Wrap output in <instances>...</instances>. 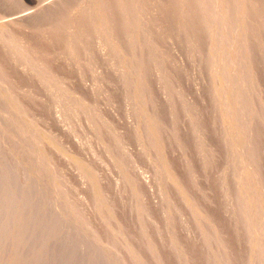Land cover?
<instances>
[{
  "label": "rangeland",
  "instance_id": "1",
  "mask_svg": "<svg viewBox=\"0 0 264 264\" xmlns=\"http://www.w3.org/2000/svg\"><path fill=\"white\" fill-rule=\"evenodd\" d=\"M63 1H64V3H63ZM80 1L83 3L86 0H59V1H57V0H0V15H1L0 16V24L2 23V21L5 22V20L8 18L9 14L19 15V14H23L24 12L25 13L26 12H33V14H35V17L37 18V16H38V18L36 19L34 17V18L30 19L29 21L27 20L25 22V25L26 24L28 26L32 25L31 26L32 28L35 26V30H33L34 29L33 28V29H31V31L29 33L30 34L29 40L33 43V41H35L34 38H37L36 36L38 34H40L39 31L43 32L44 28L48 27L51 24V22L57 21V19L59 18L58 17L59 13H61V10H62V14L63 13L66 14L67 10L71 11V9H69V5L71 3H76V2L80 3ZM200 1H201V5H200L201 9H203L202 10L203 16H202V14H201V16H202V18L204 17V19L201 20L202 18L200 16V17L196 18L197 20H195V23L190 24L188 22V24L191 25V27H194L195 29L193 31L190 30L188 33L187 32H182V33L180 32V35L175 40L177 42L179 41L178 42L179 45L176 42V45H173L171 48L169 45V41L165 42V40L167 38L166 36H168V33L166 34V32L161 30L157 34V38H158L157 40L158 41L153 39L154 37H152V32H150V30L153 28L151 20H150L151 18H149V17H148L149 19L144 18V20L141 21L143 16L140 17L141 16L140 12L137 11V9L133 13L134 17H132V19H130L129 21H124V22H123V20L118 18L116 15L115 16L106 15L105 17H103L102 21L99 23V25H100V27H98L99 32H97L94 39L92 38V35H91V37L89 36L91 39L87 38L88 34L84 35V40H86V42H82V44H80V48L78 47L79 52L85 48V45L86 46L92 45V43L94 42V40L96 39L97 36H99V37H97V39L98 40L100 39L99 41L104 43L106 48L109 47L108 44L111 47V48H109V49H111L109 54L112 55L113 58H115V59H113V62L115 65L114 66L115 71L111 75L115 78L113 79V77H110L111 75L107 76V78L103 77L104 79L100 75H97L98 76L97 78H99V77L101 78V79L99 78L100 82L103 79L100 86L106 85L105 87L108 88L107 89L108 91H106V94H104V95H107V97L112 98L110 96V94H112V96H114L116 94L115 98L117 97L121 100V106H122L121 108H123V109H122V115H121L119 121L121 123H125L128 121L130 124L129 128L131 129L130 130L128 128L127 131L123 130L124 135H121L122 134L121 132L117 133V135L115 137H111L112 136L111 133H110L111 136L108 134L103 135L101 133L103 126H107L106 123H104L103 121H105L109 115L106 113H103L101 110L103 116L105 117V120H100V121L96 122V124L92 123L93 115L91 113H90V115H88L89 114L88 111H91V109H88L89 105H87L85 107H82L80 105L81 104V97H80L81 95L73 92L72 89L70 92H67L66 90L63 91L64 89L60 85H63L64 83H59V80L56 81L57 77H55L53 75V76H51L50 80L48 78L45 79V92L48 95V97L45 101L49 102L50 109L51 110L53 109V111H54L55 110L54 108L56 106H58L59 104H61V105L63 104L62 108L65 111L67 109V113H69L68 116H70L71 113H72L71 115L74 116V115H76V113L81 111L80 116L82 117L81 124H80L81 127L78 126L76 129H75V124L69 122V124H68L69 126L65 130L66 133H64L62 135L63 137L61 136V138L63 140V141L61 140L62 141L61 145H57L56 140H57L58 131L55 132L57 130V128H55L54 126L52 128L53 124H51L49 127V124H48V122L50 123L49 115L51 113H49V115L46 114L48 116H45V118H44V116H43L44 114L41 112V116L43 117V120L42 119L41 120L44 123L48 124L46 128L41 129L42 127L39 123L33 121V119L31 117L25 115L24 111H20L21 108L18 107V104L16 101L17 97L20 96V93L23 92L22 90L23 89L25 90V88H26V86H24V88L22 86L25 84L26 81L20 77L18 78L19 74L17 71H19V69L22 67L23 70L21 68L19 73H21V71H23V74H26V75L28 73V77L30 79H28V77H26V78L30 81L34 80L36 78H40L42 76V75H40V73H42V71L40 70L41 63L39 60L42 57L40 56L39 60L34 57L33 59H31V62H30L29 58L31 55L29 56V54H26L27 51H29V50L25 51V53H21V56L23 58L20 57V59L22 58L21 61L18 58V60L20 62L18 61L17 62L18 64H16L17 68H15L16 71L12 77L14 80L11 79L13 82H11V80L8 78L3 77L4 71L2 72L3 69L1 70V68H0V264H17V263L18 264H156L154 262V258L152 257V259H151V257L149 256L148 252L150 250L148 249V251L146 252L149 242H151V243L154 242L153 244L155 246V249L158 250V252L160 254V258H159V260L161 259L160 264H184V263H186V264L187 263L188 264H197V263L198 264H264V259H263L264 258V237H263L264 236V219H263L264 218V214H263L264 213V207H263L264 206V197H263L264 196V179H263L264 178L263 177L264 176V166L261 165V162H262V164H264L263 163L264 162V143H263L264 142L263 141V138H264V133H263L264 132V117H263V113H264V103H263L264 102L263 101L264 100L263 99L264 86H262V85H264V78H261L259 76L257 78L258 81H256V77H254V80L252 81L253 87H252V84H251V86H248L245 82V80L247 78V72H246L247 68L245 66V63L242 62L243 57H244L242 53L244 52L243 48L246 45L245 43H247V41H249V38L252 37L251 34L248 33V29H247V27L249 28L248 24H250L249 22L251 21V19H249L248 17L252 16V13L254 12V10L257 9L258 0H247V1L246 0H200ZM222 1H223V3H222ZM232 1H234V2H232ZM120 2H121V0H120ZM186 2L192 3L193 0H186L185 3ZM217 2H218V4H217ZM245 2H246V5L244 4ZM202 3L205 4L206 6L202 5ZM208 3H209V5H208ZM215 3H216V6H215ZM219 3H220V5H219ZM239 4L245 5L246 9H244V6H242V8H241V5L239 6ZM42 5H44L45 7ZM89 5L91 6L90 3H89ZM112 5L114 7H119V5L117 3L114 4V2ZM222 5H223V8H222ZM231 5L232 6L234 5V8H231L232 7ZM57 6L60 7L61 10ZM93 6H96V5H93ZM209 6H210V9H209ZM218 6L219 7L221 6V8H218ZM226 6H228V7H226ZM237 6H239L240 8ZM55 7L57 10L55 9ZM212 7H214V8H212ZM205 8L207 10H205ZM43 9H45V10H43ZM58 9L60 10V12ZM213 9H216L215 10L216 12ZM220 9H222V10H220ZM228 9L231 12V14L228 11ZM234 9H236L237 11L235 10V12L232 13V11H234ZM54 10H56V11H54ZM204 10H205V12H204ZM209 10L210 11L213 10L214 11L213 14H212V12H210V13L207 12ZM225 10H227V11H225ZM42 11H43L42 15L45 18V21H44V18L42 17V15L40 13ZM177 11H179V13H181V16H183V14H184L183 6L180 5L178 7ZM18 12H20V13L18 14ZM56 12H58V13H56ZM218 12H220V13H218ZM236 12H239L238 14H240V13H243V14H240V17H238V14ZM37 13H38V15H36ZM215 13H217V14H215ZM244 13L247 15V17H244L245 16ZM210 14H212V15H210ZM232 14H235V16ZM186 15H188V14H186ZM242 15H243V17H242ZM206 16L208 17V19ZM209 16L210 17L212 16L211 19L209 18ZM221 16H222V18H221ZM224 17H225V19H224ZM235 17L239 18V20L235 19ZM247 18L249 20H247ZM40 19H42V20H40ZM206 19L208 21L210 20L211 22L209 21L210 22L209 23ZM212 19H214V20H212ZM216 19L217 20L219 19L222 22V24L225 22L223 25H224V28L226 29V32H225L226 34L222 33L223 34L222 35L220 33H217L218 31L216 32V29H214V28H216L218 26V22H219V21H216ZM36 21H38V22H36ZM108 21H109V23H108ZM112 21L113 22L115 21V26H117V27L114 26L113 28H110V27H112V25H111V23H113ZM137 21H140V22H137ZM148 21H149V23H148ZM212 21L213 22L215 21V22L212 23ZM237 21H238V23H236ZM241 21H245V23L248 21L247 22L248 24H243L244 22L242 23ZM199 22H200L201 26L197 25V24H199ZM227 22H228V24H227ZM229 22L232 24L234 22V25H232V26L235 27V24H236V27L234 29L231 28V26H230L231 24L229 25ZM143 23H146V24H143ZM147 23H148V25H147ZM208 23L209 24L212 23L213 25H209ZM40 24H42V26ZM225 24L227 25V27L229 26V28L225 27L226 26ZM120 25H121V27H120ZM134 26H136V27H134ZM211 26H213V28ZM203 27L206 29L205 31H204ZM106 28H108V30H109L108 32L106 31ZM126 28L129 30H126ZM38 29H40V30L38 31ZM110 29H111L113 35H115V33L117 32L115 36L116 37L118 36L119 38L117 37L116 41H114L112 39L113 36H111L112 34L110 33ZM144 29H145V31H144ZM198 29L202 30V33H203V39H202L203 42H201V44L203 46L201 45V47L199 49L196 48L197 46H195L193 43L194 42L193 35H195L198 32ZM246 29H247V32H246ZM147 30H148V32H147ZM114 31H115V33H114ZM129 31H131V32L128 34ZM206 31H207V33H205ZM236 31H239V32H237L238 34L236 33ZM208 32H211V33L208 34ZM240 32L243 33L244 35L241 34ZM32 33L34 35H32ZM145 33H146V35H145ZM183 34L185 36H189V38L185 37ZM160 35H161V37H160ZM223 36L226 37L224 40H223ZM232 36H235V38H233ZM243 36H244V38H243ZM259 36L261 38H259ZM108 37H110V39ZM163 37H164V39H163ZM182 37L186 40H184ZM253 37H254L255 41L259 40V41H257V48H259L258 45L261 46L259 49L255 50V53H258V52L262 53L261 54V60H263L264 59V47H263L264 46V31H261V33L253 35ZM148 38H150L149 43L147 41ZM76 39L78 40V38H76ZM231 39H233V40H231ZM235 39H238L240 41H237ZM246 39H248V40L246 41ZM167 40H168V38H167ZM182 40H184V41L182 42ZM241 40H245L246 42L241 41ZM145 41H147V42H145ZM161 41H162V43H161ZM229 41H233V42H229ZM11 42L12 41L8 42V49L10 50V52L13 53V51H12L13 42L12 43ZM144 42L146 43V45ZM181 42H182V44H181ZM213 42H215V43H213ZM217 42H219L218 45H217ZM5 43H3V45L5 46V49H6L7 43L6 44ZM120 43L124 46H121ZM211 43H213V44H211ZM9 44L12 47L9 46ZM82 45H84V46H82ZM206 45L207 46L209 45L210 47L208 46L209 47L208 48ZM4 46H3V48H4ZM77 46H79V42H77ZM158 46H160V47H158ZM166 46L170 49H168ZM190 47H192L191 50H190ZM24 48H26V47H23V50H24ZM162 48H165V50L167 49L166 52L162 51V50H164ZM218 48H222V49H218ZM197 49H198V52L196 51ZM207 50H208V52L209 51L210 52L208 53ZM188 51L192 52V53L196 51L197 54H200V55L195 54L196 53L195 52L194 54L189 53L187 56ZM10 52H8L7 54L11 55L12 53H10ZM125 52H128V53H125ZM162 52H163V55H162ZM121 53H122V55H121ZM134 53H137L138 55L134 54ZM166 53L168 54V57L166 56ZM153 54H154V56H153ZM156 54H159L160 57H159V55H156ZM201 54L203 57L201 56ZM203 54H205V55H203ZM193 55H196V57H198V58L195 59V57ZM135 56H136L137 60H136ZM213 56L215 58H213ZM25 57L28 60V62L25 59ZM219 57H220V59H219ZM138 58H139V60H138ZM151 58L154 59V62L151 60ZM157 58L160 60H158ZM23 59L26 60L27 63ZM164 59H165V62H164ZM33 60H36V61L38 60V61L33 62ZM126 60H127V62H126ZM150 60L152 62H150ZM257 60H260V56H259V58H257ZM184 61H186V63H184ZM233 62H236V66L234 69H232V66H231V65H233L232 64ZM34 63L35 64L37 63L36 64L37 67ZM148 63H149V65H147ZM165 63H167V64H165ZM216 64H217V66H216ZM239 64H241V65H239ZM139 65L141 66V69H140ZM154 65L155 66L157 65L158 67L154 68L155 67ZM159 67H161V68H159ZM157 69H162L161 72L162 73L164 72L163 77H161L162 76L161 75L159 78L161 80L162 79L168 80L170 86L172 85L171 86L172 91L170 90V93L173 92L174 94H170V96L167 99L164 96L161 97V95H162L161 87L157 88L156 86H154V84H151L154 80L152 78H155V76H153V75H155V72H158ZM4 70L6 72H8L7 69L4 68ZM226 71L231 76L225 78L228 75V73H226ZM244 71L246 73H244ZM30 72L32 73V75ZM182 72H183V74H182ZM16 73H17L18 79H16L14 77L16 75ZM33 73H35V74H33ZM113 74L116 75L118 78H116V76H114ZM122 74L125 75L126 80L124 79L125 82L123 81L124 83H122V86H120V85L118 86L116 79H119V77H121ZM179 75H180V77H179ZM210 75L213 77H211ZM224 75H225V77H224ZM102 76H104V75H102ZM241 76L242 77L244 76L245 79H243ZM210 77H211L212 81L210 80ZM108 78H109V80H108ZM19 79L21 80L20 82H22L24 80L23 83L18 82ZM149 79H151V80L149 81ZM236 79H238V80H236ZM260 79H261V81H259ZM8 80H9V82H8ZM147 80H148V83H147ZM228 80H231L232 83H231V81H228ZM242 80H243V83H242ZM14 81H15V83H14ZM105 81H107L109 83L107 84V82H105ZM234 81H235V83H233ZM115 82H116V86L118 88L113 85V84H115ZM193 82H194V84H193ZM255 82L259 86L257 84H255ZM3 83H5V84H3ZM8 83H11V84L6 85ZM56 83L58 85H56ZM119 83H121V82H119ZM18 85L21 88H17ZM111 85H113V86H111ZM148 85H149V87H148ZM63 86L65 87V85H63ZM145 86H146V89H145ZM186 86H187V88H186ZM155 87L157 89H155ZM232 87H233V89H232ZM260 87H262L261 88L262 90L259 89ZM173 88H174V90H173ZM203 88H205L206 90L204 91ZM248 88H250V89L248 90ZM149 89H150V93L145 94L146 91L149 92ZM153 90H154V92H152ZM238 90H241V91H238ZM257 90L258 91L261 90V91L258 92ZM253 91H256L257 94L255 92H254L255 93L254 94ZM204 92L208 95H206ZM235 92H237V93H235ZM117 93H118V95H117ZM230 93H232V94H230ZM248 93H249V95H248ZM199 94H201L203 96L200 95V97H199ZM235 94H237V96ZM239 94H241V95L239 96ZM261 94H263V95H261ZM104 95H102V96H104ZM174 95H175L176 99H175V97L172 98ZM208 97H209V99H208ZM253 97H254V100L256 102L253 101ZM256 97H257V100L255 99ZM161 98H162V101H161ZM163 98L165 99V101H163ZM178 98H180V100H177ZM182 98H184V100H182ZM185 98L187 101L185 100ZM224 99L227 100L228 102L224 101ZM64 100L68 101V102L66 103V102H64ZM259 100H260V102H259ZM62 101H63V103H61ZM261 101H263V102L261 103ZM180 102H181V105H180ZM190 102H191V104H190ZM64 103H66V104H64ZM239 103H241V104H239ZM259 103H261V105H259ZM171 104H172V106H171ZM249 104L250 105L252 104L250 106V108H249ZM255 104L259 105V106L257 107ZM177 105H179V106L176 107ZM199 105L201 106V108ZM239 106H240L241 110H243L242 109L243 107H244V109L247 108L245 111L246 115L249 111L250 112L248 113V115L249 114L251 115V113H253V114L251 116L249 115V117H247L248 115L245 116L242 113L244 110L243 111L239 110V108H238ZM241 106H242V108H241ZM210 107H211V109H210ZM228 107L230 109H228ZM190 108H192V109H190ZM198 108H200V109H198ZM204 108H206V110ZM208 108L210 109V114H209V111L207 112ZM248 108L250 110H248ZM128 109H130V110H128ZM185 109L186 110L188 109L190 111L192 110L193 112L187 113L188 110L186 111ZM194 109L196 110V112ZM233 109H235V110H233ZM252 109H253V111H255V109H258L259 111L256 110L257 112L255 111L256 113H254L252 111ZM197 110H199L198 112L202 116H197V115H200V114H198ZM218 110H220V111H218ZM247 110H248V112H247ZM53 111H51V112H53ZM68 111H70V112H68ZM183 111H184V113H187V116L184 118H186L187 121H190V123H191L190 126H192L191 129H188L189 131H185L183 128H181L182 124H180V123H181V118L183 116ZM1 112H2V114H1ZM211 112H212V114H211ZM73 113H75V114H73ZM235 113H239V114L236 115ZM188 114H189V116H188ZM194 114L195 115L197 114L196 118H194ZM208 114L211 115L210 119L207 118V116H209ZM94 115H96V114L94 113ZM260 116H262L263 119H259V118H261ZM169 117H170V119H173V120L177 119V121H176L177 125L175 126V128H176V130L182 129L180 131L177 130L180 133V136H182V137L178 136V138L173 140L176 143L172 142L173 143L172 152L175 151V150L173 151V148L177 149V150L174 152L173 156L169 155L170 153H168V155H169L168 159L170 158V161H173V160H175V158H177L175 161L180 162L181 161L180 157L186 158L188 160H190V158L192 157L191 158L192 162H188L189 172L187 171V173H191V174L187 175L186 171L183 170V167H181L179 169L177 166V168H178L176 170L177 173L175 171V175H173L172 170L170 168H169L170 170L168 169V167H170V166L167 165V167H165L166 164L164 163L163 156L161 154L162 148H164V147H165L164 149L167 148L168 149L167 151H169V149H170L169 152H171V148L167 147V143H161L159 139L163 135L162 130H163V127L165 126V121L168 120ZM197 117L200 118L199 120H201V117L202 118L204 117L203 119H207V120L205 121L202 119L201 121H199L197 119ZM240 117H242L241 121H238V119H240ZM257 117H258V119H257ZM244 118L246 119L245 121H244ZM101 119H103V118H101ZM178 119L180 122L178 121ZM47 120H48V122H47ZM208 120H209V122H208ZM85 121H86V123H85ZM160 121H161V123H160ZM198 122H199V124H198ZM204 122H206V123H204ZM210 122H211V124H210ZM256 122H257V124H256ZM87 123H89V124H87ZM238 123H240V124H238ZM252 123L255 125L252 126ZM85 124H86V128L83 129V126H85ZM217 124H218V126H217ZM16 125H18V126H16ZM213 126H215V127H213ZM73 129H75V130L73 131ZM214 129H215V131H214ZM84 130H87V133ZM143 131L145 133V136L143 138L142 144L139 147V149L137 151H135V154H133L132 157L129 159L130 164L125 163L126 160H124V162H123V159H124V154H123L124 150L123 149H125L124 148L125 146H126V148L128 146V145H126V140L128 142V140L130 138L132 140L137 139L139 134ZM181 131L183 132V134H181L182 133ZM185 132L187 135L184 134ZM204 132H206V133H204ZM210 132L214 133V135H209ZM223 132H225V134ZM128 133H130L131 135ZM194 133H195V135H194ZM118 134H120V135H118ZM207 134H208V136H207ZM249 134L252 136V140H251V138H250L251 136ZM108 136H109V138L111 137L113 139V141L115 142L114 146L111 147L112 151H109V149H106V151L103 152L102 147H100L101 149L99 147H94V149H92V151H91L90 157L87 156V158H86V155L84 154L83 150L81 149L84 142L82 141L81 145H79V146L74 145V143L77 144V139H81V137H83V139L88 138V139H90V141L91 140L95 141L98 138L97 140H99L100 142H109L111 140V138L109 139ZM213 136H216L218 138L213 137ZM247 137H248V139L250 138L249 141H248ZM92 138L95 140H93ZM186 138H189V139H186ZM212 138H215V139L213 140ZM258 138H260V139H258ZM238 139H240V140L238 141ZM255 139H258V140L254 141ZM36 141H38V142H36ZM192 141H193V143H192ZM70 143H72V144H70ZM231 143H233V144H231ZM165 144H166V146H165ZM156 145H157V147H156ZM206 145L214 146V147L209 146L213 149V150H211V151H213L212 153H210L211 148L207 147ZM231 145H233V146L231 147ZM194 146H195V148L196 147L201 148V146L207 147V148L206 147L201 148V149H204L203 150L204 155L202 157V160H203V158H205V157L206 158H205V160H203L204 162H201L202 160H199L200 164L198 162H194L195 161L194 157H196L195 154H192L190 157H188V155L180 156L182 153L181 151H183V149L189 148L191 150L192 149L191 147H194ZM254 146H256V148ZM258 147H259V149H257ZM217 148H219V149H217ZM127 149H130L129 146ZM205 149H206V151H205ZM192 150H194V148ZM215 150H217V151L215 152ZM241 152H242V154H241ZM214 153H216V155ZM233 153H235V154H233ZM244 153H245V155H244ZM213 154L215 155V157L213 156ZM99 156L106 157V158H100ZM178 156H180V157H178ZM217 156H218V158H217ZM107 157H108V159H107ZM256 157H257V159H256ZM171 158H173V159H171ZM160 159H162V161ZM93 160H95V162ZM238 160H239V162H238ZM243 160H244V162H243ZM105 161H107V162H105ZM135 161H136V164H135ZM182 161H184V160H182ZM91 163H92V165H91ZM99 163H101V165L103 167ZM186 163L187 162H185V164ZM255 163L256 164L259 163V164L255 165ZM111 164H113V165H111ZM120 164H122V166H120ZM196 164H198V166H196ZM74 165L76 167L79 166V167H77L79 170H81V168H82V170L85 169L87 172V176H88L87 183L85 182L86 187H84L85 186L84 184L81 187L80 183H78L77 187L75 189L73 188L75 191L71 187H75L76 184L74 182H73V184L72 183L70 184L71 181L64 179L65 175H63V174H66V173H64V171L66 172L68 169L72 168V166L74 167ZM128 165L130 166V168L132 170L135 169L133 171V173L129 174V175L127 174L126 169H125V167ZM202 165H203V167H202ZM96 166H97V168H96ZM104 166H106V167H104ZM131 166H134V167H131ZM93 167L95 170H93ZM117 167H118V169H117ZM259 167H261L259 170L260 172L258 171ZM101 168L103 169V175L102 176H104L103 177L104 179L101 176L100 177L102 179V182L103 181L104 182L103 183L100 182L99 185L95 184V187L93 188L95 190L92 192L93 195L90 193L92 196L91 195L89 196V193L87 191H85V190H87V187H90L88 182L91 183V181L95 178V175H96L95 173L97 172V174H99L98 171H102ZM119 168H120V170H119ZM199 168H200V171H199ZM202 168L204 169V171ZM98 169H100V170H98ZM214 169H215V171H214ZM110 170H111V172L113 171L112 173L115 175L109 174ZM115 170H117L116 171L117 173L115 172ZM141 171H142V173H141ZM217 171H218V174H215V173H217ZM225 171H226V173H225ZM136 172H137V174H136ZM202 172H204V173L201 174ZM139 173L143 177H145V178L147 177L146 183L141 184V187H143V184H144V190H142L143 188H141L140 184L137 182V181H139V177H138ZM184 173H185V175H184ZM100 174H101V172H100ZM213 174H214V176H213ZM122 175L125 177H123ZM200 175H201V177L202 176H204V177L201 178ZM228 175L231 178H229ZM148 176H150V177H148ZM222 176H224V177H222ZM121 177L123 179H121ZM182 177H184V178H182ZM186 177H189V179L187 178L188 179L187 180ZM180 178L182 179V181H184L183 179H186L184 182H186L187 184L186 183L184 184V182H182ZM192 178L193 179L197 178V179H195V181L197 183L199 181V183H198L199 185L198 184L196 185V182H194L193 180H190ZM222 178H224V179H222ZM107 179H108V181L110 180L111 182H108ZM147 179H149V181L151 179L152 180H151V182H149ZM121 180L123 181V183ZM124 180H126V181H124ZM220 180L226 181L225 182L226 185H223V188H225L224 190H223L222 186L220 187V189H219V186H216V183ZM147 181H148V184H147ZM156 181H157V183H156ZM237 181H238V183H237ZM105 182L108 184V186L110 188L107 189ZM193 182H194V185H193ZM207 182H208V186H206ZM228 182H230V183H228ZM122 184H124V185H122ZM103 186H105V187H103ZM124 186L127 188H125ZM194 186L195 187L197 186L198 188L197 187L195 188ZM120 188H123L122 191L119 190L117 192L116 190H118ZM135 188L138 190H136ZM139 188H141V189H139ZM253 188H255L256 191H254L255 189H253ZM77 189L79 191H77ZM69 190H71V191L69 192ZM106 190H107V192H109V193L111 192V193L110 194L107 193V195H105ZM220 190H221V192H220ZM206 191H207V193H206ZM211 191H212V193H211ZM86 192L88 195L86 194ZM66 194H68V195H66ZM82 194H83V196L85 195L88 197H86V199H84ZM138 194L139 195L141 194V197H139ZM70 195L74 197L73 200L77 201L78 204L73 203V200L71 199ZM78 195H81V198L78 199L77 197H80ZM116 195L120 196V199H118L117 204H116L115 199H114V196H116ZM153 196L155 198H153ZM220 196H222V197H220ZM100 197H103V198L100 199ZM131 198H132V200H130ZM150 198H151V200H150ZM76 199H78V200H76ZM80 199H84V200H81V202H83L85 200H87V201L81 203V202H79ZM88 199H91V200H88ZM110 199H112V200H110ZM203 199H204V201H203ZM217 199L220 202L219 204H218ZM148 200H149V202H148ZM157 200H159V201H157ZM233 200H234V202H233ZM88 201L89 202L92 201V204L95 203L94 206L89 207L86 204ZM211 201H213V202H211ZM152 203L155 205L151 206V205H153ZM83 204L86 206L85 207L86 209L84 208ZM123 204H126V205H123ZM210 204L212 205V208H211ZM241 204H243V205L245 204L246 207H241V206H243ZM120 205H121V207L119 208ZM228 205L229 206L232 205V206L229 207ZM258 205H259V207H258ZM76 206H78V207H76ZM128 206H129V208H128ZM148 206H149V208H148ZM166 206L168 207V213H167V216L164 213L166 218H163L162 213L164 212V209ZM226 206H228V207H226ZM94 207H98V209H96ZM109 207H110V209H111V207H113L115 209V213L113 215H112ZM133 207H134V209H132ZM73 208H76L79 211V213L77 210H74ZM240 208L242 209V212H241ZM126 209L129 210L128 215H127ZM150 209L154 210L155 212L157 211L156 214H153L154 211H152ZM244 209H245V211H244ZM89 210L91 212H89ZM141 210H142V212H141ZM225 210L228 211L229 213L226 212ZM80 211L83 213H81ZM160 211L162 212L161 214H160ZM261 211H263V212H261ZM75 212H76V215H74ZM87 212H89V213H87ZM144 212H145V214L148 213V215H144ZM258 212H259V214H258ZM124 213H125V215H127L126 220H123L122 218H120V215L123 216ZM206 213L207 214L209 213V215H206ZM159 214H160V216L161 215L162 216L161 217L158 216L159 217L158 218L157 215H159ZM187 214H189V215H187ZM221 214H224V215H221ZM129 215L131 216V218ZM152 215L153 216L155 215L156 216L155 218H158V220H160L159 225H158L159 222L156 223L157 219H155ZM180 215L184 216L181 218L182 226L180 225V227H178L179 226L178 225L176 228V220L178 219V217ZM220 215H221V217H220ZM142 216H144V217L140 218ZM208 216H210V217H208ZM236 216H237V218H236ZM206 217H208L209 220ZM218 217H220V219L224 218L226 221L223 219L222 220L223 223H222L221 220H218L219 219ZM89 218L92 220L94 218V221H90ZM115 218H116V221L114 220ZM152 218H154V219H152ZM183 218H184V220H183ZM118 219L123 220L124 222L125 221H128V222H125L122 224V223H120V220H118ZM236 219H238V221ZM130 220L132 223L130 222ZM142 220H146V221H142ZM202 221H204V222H202ZM216 221H219V222H216ZM93 222H95L96 224ZM115 222H117V224ZM170 222H171V224H169ZM237 222H238V224H237ZM148 223H150L149 224L150 226L147 225ZM151 223L152 224L155 223V228H157V229H155ZM218 223H219V226H218L219 228H217V226H216V224H218ZM234 223H236L237 225L235 224V226H234ZM141 224H142V226H141ZM221 224H223V226H225L226 229ZM156 225H158V226H156ZM170 225L172 228L169 227ZM209 225H210V228H209ZM92 226L99 227V229H100L99 234H96V232H94L93 229H91V228H93ZM220 226H222V227H220ZM228 227H230V228L227 229ZM151 228H152V230H151ZM214 228H215V230H214ZM222 228H223V230H222ZM230 229L231 230L234 229V232H230L231 231ZM155 230H156V233H155ZM228 230H230V231H228ZM149 231H150V233H149ZM209 231H211V232H209ZM221 232H223V234H225L226 236L225 235L222 236L223 235L222 234L221 238H220V235H218V233L221 234ZM15 233H16V236H15ZM184 233L188 234V235H186V237L188 238V242H189L188 244L189 245L186 243L187 238L183 236ZM139 234L141 235V237ZM213 234H215V235H213ZM230 234H233V235H230ZM133 235H136V236H133ZM240 235H242L244 237V238L242 237L241 241H240V239H241ZM115 236H118L119 240ZM125 236L128 237L129 239L131 238L130 239L131 241L129 240L126 242ZM146 236H149V237L146 238ZM150 236L154 237V239L150 238ZM155 236H156V239H155ZM181 236H183L185 239H181ZM133 237L136 238L135 241L132 240ZM164 237L166 238V240ZM1 240H3V241L5 240V241L3 242ZM164 240H165V242H164ZM172 240L175 243V245H173V247L171 244H169L168 246L165 245V243L167 241L170 242ZM143 241L145 243H143ZM159 241H161L162 243ZM222 241H224L226 243H224ZM239 241L241 244L237 243ZM198 243H199L200 247L197 245ZM141 244H144L146 246L141 245ZM235 244L237 245L236 247H235ZM127 245H129V246H127ZM132 245L137 247L136 248L137 251H138V249L140 251L143 248V250H142L143 252H141V254H140L143 257H141L140 261H139V257H138L139 253H134V255L131 253V251H132L131 249H133V248H131ZM197 247H199L200 250H198ZM168 248H170V249H168ZM185 248L187 251H185ZM231 248H232V250H231ZM233 249H235L236 252ZM194 250L195 251L198 250L196 252L197 255L194 254L195 253ZM8 251H9V253H8ZM145 252H146V254H145ZM198 252H200V253H198ZM190 253H192V254H190ZM201 253H202V255H201ZM236 253L238 256L240 255L241 257L240 256L238 257L236 255ZM238 253H241V254H238ZM10 254H12V255H10ZM198 254H200V255H198ZM183 257H184L185 261H184ZM186 257H188V259H186ZM194 258H195V260H194ZM238 258H240V259H238ZM146 259H147V261H146ZM196 259H198V260H196ZM190 260L193 263H191ZM150 261H151V263H149ZM155 261H156V259H155Z\"/></svg>",
  "mask_w": 264,
  "mask_h": 264
},
{
  "label": "bare ground",
  "instance_id": "2",
  "mask_svg": "<svg viewBox=\"0 0 264 264\" xmlns=\"http://www.w3.org/2000/svg\"><path fill=\"white\" fill-rule=\"evenodd\" d=\"M57 1H59V0H57ZM185 1L186 0H121V2H120V0H86L85 2H81L80 1V3H78V2H76V3H71L70 5H69V9H71V11L69 10H67L66 11V14H62V10L60 9V7H58L60 10H61V13H59V20L57 19V21H53V22H51V24L48 26V27H46V28H44V30H43V32L41 31H39L40 29H38V31H39V33L40 34H36L37 36V38H34L35 39V41H33V43L29 40V36H30V31H31V29H33V30H35V26L32 28L31 26L32 25H30V26H28L27 24L25 25V22L28 20H30V19H32V18H34L35 17V14H33V12H24L23 14H19L20 12H18V14L19 15H14V14H9L8 15V18L5 20V22L4 21H2V23L0 24V68H1V70H2V72L4 73L3 74V77H5V78H8V79H13L12 77H13V75H14V73H15V68H17V66H16V64H18L17 62L19 61L18 60V58L20 59V57H22L21 56V53H25V51H27V50H29V51H27V53L26 54H29V56H30V62H31V59H33L34 57L35 58H37L38 60H39V58H40V56L42 57L39 61H40V63H41V67H40V70L42 71V73H40V75H42L40 78H36V79H34V80H28V79H30L29 77H28V73H27V75L26 74H23V71H21V73H19V71H20V69L22 68L21 66V68L19 69V71H17L18 72V74H19V76H18V78L20 77V78H22V79H24L26 82H25V84L24 85H22L23 86V88H24V86H26V88H25V90L23 89L22 91V93H20V96H18L17 97V104H18V107L19 108H21L20 109V111H24V113H25V115H27V116H29V117H31L32 119H33V121H35V122H37V123H39L40 125H41V129H43V128H46L47 127V125L49 124V127H50V125L51 124H53L52 125V128H53V126L55 127V128H57V130L55 131V132H57L58 131V135H57V140H56V143H57V145H61V143H62V138H61V136L64 134V133H66L65 132V130L67 129V127L69 126L68 124H69V122L70 123H73V124H75V129L78 127V126H80V124H81V120H82V117L80 116L81 115V111H79L78 113H76V115H71L70 114V116H68L69 115V113H67V109H66V111L65 110H63V104L61 105V104H59L58 106H56L54 109V111H53V109L51 110L50 109V104H49V102H47V101H45L46 99H47V97H48V95H47V93L45 92V79L46 78H48L49 80H50V78H51V76H55V77H57L56 78V81H58L59 80V83H64L63 85H65V87L63 86V85H60V86H62L63 87V91H67V92H70L71 91V89H72V91L73 92H75V93H78L79 95H81L80 97H81V106L82 107H85V106H87V105H89V108L88 109H91V111H88L89 112V114L88 115H90V113L93 115V119H92V123H94V124H96V122H98V121H100V120H105V117L103 116V114H102V112L103 113H106V114H108L109 116L107 117V119L105 120V121H103L104 123H106V125L107 126H103V129H102V131H101V133L103 134V135H105V134H108V135H110V133L112 134V136L111 137H115L116 135H117V133H122L121 135H124L123 134V130L125 131H127V129L129 128V126H130V124H129V122L127 121V122H125V123H121L119 120H120V117H121V115H122V109L123 108H121L122 106H121V100L119 99V98H115V96H116V94L114 95V96H112V94H110V96L112 97V98H110V97H107V95H104V94H106V91H108L107 89V87H105L106 85H104V86H100L101 85V82L103 81V77H105V78H107V76H109V75H111L115 70H114V62H113V59H115V58H113L112 57V55H110L109 53H110V50L111 49H109V48H111L110 47V45L108 44V46L109 47H105V44L104 43H102L101 41H99L98 39H97V37H99V36H97L96 37V39L94 40V42L92 43V45H85V48L82 50V51H80L79 52V48H80V44H82V42H86V40H84V35H87L88 34V37L87 38H90L91 37V35H92V38L94 39L95 38V36H96V34H97V32H99L98 31V27H100V25H99V23L102 21V19H103V17H105L106 15H113V16H117L118 18H120L121 20H123V22L124 21H129L130 19H132V17H134L133 15V13H134V11L137 9V11H139L140 12V17H142L143 16V18L141 19V21L142 20H144V18L146 19V18H151L150 20H151V23H152V29L150 30V32H152V37H154L153 39L154 40H157L158 38H157V34H158V32L159 31H164V32H166V34L168 33V36H166L167 38H168V40H167V38H166V40H165V42L166 41H169V45H170V48L173 46V45H176V42L177 41H175L176 39H177V37L180 35V32L182 33V32H189L190 30H194L195 28L194 27H191V25H189L188 24V22L190 23V24H192V23H195V20H197L196 18H198V17H200L201 16V14H202V16H203V13H202V10L203 9H201V1L200 0H193V2L192 3H185ZM247 1V0H246ZM66 2V1H65ZM113 2H114V4L115 3H117L118 5H119V7H114L112 4H113ZM203 2V1H202ZM208 2V1H207ZM219 2V1H218ZM218 2H217V4H218ZM232 2H234V1H232ZM63 3H64V1H63ZM89 3L91 4V6L89 5ZM185 3V4H184ZM222 3H223V1H222ZM243 3V2H242ZM214 4V3H213ZM233 4V3H232ZM245 5H246V2L244 3ZM51 5V4H50ZM93 5H96V6H93ZM117 5V6H118ZM183 6V12H184V14H183V16H181V13H179V11H177L178 10V7L179 6ZM202 5H205V4H203L202 3ZM208 5H209V3H208ZM219 5H220V3H219ZM228 5V4H227ZM230 5V4H229ZM241 4H239V6H240ZM245 5H241V8H242V6H244V9H246V6ZM42 6H44V5H42ZM49 6V5H48ZM93 6V7H92ZM206 6V5H205ZM204 6V7H205ZM212 6V5H211ZM214 6V5H213ZM215 6H216V3H215ZM232 6V5H231ZM236 6V5H235ZM239 6H237V7H239ZM45 7V6H44ZM226 7H228V6H226ZM225 7V8H226ZM68 8V7H67ZM208 8V7H207ZM212 8H214V7H212ZM218 8H221V6L219 7L218 6ZM222 8H223V5H222ZM231 8H234V5L231 7ZM240 8V7H239ZM41 9V8H40ZM47 9V8H46ZM50 9V8H49ZM55 9H56V7H55ZM58 9V10H59ZM209 9H210V6H209ZM227 9V8H226ZM43 10H45V9H43ZM57 10V9H56ZM56 10H54V11H56ZM60 10H59V12H60ZM65 10V9H64ZM205 10H207L206 8H205ZM205 10H204V12H205ZM214 11L216 10V9H213ZM213 10H209V11H207V12H212V14H213ZM220 10H222V9H220ZM235 10L236 9H234V11H232V13L233 12H235ZM242 10V9H241ZM257 10V11H256ZM256 10H254V12L252 13V16H250V17H248L249 19H251V21L249 22L250 24H248L247 22L245 23V21H241L243 24H248L249 25V28L247 27V29H248V33H250L251 34V36L252 37H250L249 38V41H247L248 39H246V41H247V43H245L246 45H245V47L243 48V63H245V66H246V68H247V70H246V72H247V78H246V80H245V82H246V84L248 85V86H251V84L253 83L252 81L254 80V77H256V81H258L257 80V78L260 76L261 78H264V59L263 60H261V54L262 53H260V52H258V53H255V50H257V49H259L261 46L260 45H258V47L259 48H257V41H259V40H257V41H255V39H254V37H253V35H256V34H258V33H261V31H264L263 29H264V0H258V2H257V9ZM218 11V10H217ZM225 11H227V10H225ZM228 11H229V9H228ZM237 11V10H236ZM37 12V11H36ZM35 12V13H36ZM46 12V11H45ZM216 12V11H215ZM221 12V11H220ZM220 12H218V13H220ZM230 12V11H229ZM242 12V11H241ZM41 13V15H42V13H43V11L42 12H40ZM39 13V14H40ZM56 13H58V12H56ZM137 13V12H136ZM222 13V12H221ZM227 13V12H226ZM237 14L239 13V12H236ZM235 13V14H236ZM3 14V13H2ZM186 14H188V15H186ZM207 14V13H206ZM212 14H210V15H212ZM215 14H217V13H215ZM223 14V13H222ZM225 14V13H224ZM230 14H231V12H230ZM235 14H232V15H234L235 16ZM240 14H243V13H240ZM240 14H238V17H240ZM36 15H38V13L36 14ZM49 15V14H48ZM148 15V16H147ZM244 17H247V15L244 13ZM1 16V15H0ZM40 16V15H39ZM202 16H201V18H202ZM217 16V15H216ZM227 16V15H226ZM225 16V17H226ZM3 17V16H2ZM42 17H43V15H42ZM207 17V16H206ZM205 17V18H206ZM212 17V16H211ZM211 17L209 16V18L211 19ZM225 17H224V19H225ZM242 17H243V15H242ZM36 18V17H35ZM37 18H38V16H37ZM36 18V19H37ZM44 18V17H43ZM148 18V19H149ZM200 18V19H201ZM219 18V17H218ZM221 18H222V16H221ZM220 18V19H221ZM232 18V17H231ZM247 18V20H249ZM5 19V18H4ZM35 19V20H36ZM204 19V17L201 19V20H203ZM207 19H208V17H207ZM206 19V20H207ZM223 19V20H224ZM230 19V18H229ZM234 19V18H233ZM235 19H237V20H239V18H237V17H235ZM245 19V18H244ZM243 19V20H244ZM34 20V19H33ZM40 20H42V19H40ZM39 20V21H40ZM47 20V19H46ZM111 20V19H110ZM205 20V21H206ZM212 20H214V19H212ZM222 20V19H221ZM241 20V19H240ZM44 21H45V18H44ZM48 21V20H47ZM133 21V20H132ZM199 21V20H198ZM208 21V20H207ZM210 21V20H209ZM208 21V22H209ZM216 21H219L218 22V26L216 27V28H214V29H216V32L217 33H220V34H224L225 32H226V29L224 28V23L222 24V22L218 19H216ZM229 21V20H228ZM231 21V20H230ZM234 21V20H233ZM236 21V20H235ZM35 22V21H34ZM36 22H38V21H36ZM42 22V21H41ZM113 22V21H112ZM121 22V21H120ZM137 22H140V21H137ZM211 22V21H210ZM209 22V23H210ZM215 22V21H214ZM213 21H212V23H214ZM232 22V21H231ZM46 23V22H45ZM108 23H109V21H108ZM148 23H149V21H148ZM148 23H147V25H148ZM208 23V24H209ZM209 24V25H213V24ZM236 23H238V21L236 22ZM103 24V23H102ZM105 24V23H104ZM139 24V23H138ZM141 24V23H140ZM143 24H146V23H143ZM207 24V23H206ZM220 24V25H219ZM227 24H228V22H227ZM231 24V25H230ZM41 26H42V24H40ZM106 25V24H105ZM110 25V24H109ZM111 25H112V27H110V28H113L114 26H115V21L113 22V23H111ZM110 25V26H111ZM118 25V24H117ZM131 25V24H130ZM197 25H200V22H199V24H197ZM208 25V26H209ZM222 25V26H221ZM226 25V24H225ZM229 25L231 26V28H235L236 27V24H235V27H233L232 25H234V22H233V24L232 23H230L229 22ZM44 26V25H43ZM133 26V25H132ZM131 26V27H132ZM137 26V25H136ZM136 26H134V27H136ZM201 26V25H200ZM207 26V25H206ZM45 27V26H44ZM115 27H117V26H115ZM120 27H121V25H120ZM124 27V26H123ZM128 27V26H127ZM212 28H213V26H211ZM225 27H227V25L225 26ZM239 27V26H238ZM144 28V27H143ZM202 28V27H201ZM204 28V27H203ZM227 28H229V26L227 27ZM37 29V28H36ZM115 29V28H114ZM118 29V28H117ZM197 29V28H196ZM238 29V28H237ZM247 29H246V32H247ZM119 30V29H118ZM117 30V31H118ZM126 30H129V29H127L126 28ZM131 30V29H130ZM206 29L204 28V31H205ZM236 30V29H235ZM102 31V30H101ZM106 31L108 32L109 30H108V28H106ZM116 31V30H115ZM115 31H114V33H115ZM135 31V30H134ZM144 31H145V29H144ZM210 31V30H209ZM241 31V30H240ZM105 32V31H104ZM131 31H129L128 32V34L130 33ZM147 32H148V30H147ZM214 32V31H213ZM229 32V31H228ZM237 32H239V31H236V33ZM242 32V31H241ZM240 32V33H241ZM245 32V31H244ZM102 33V32H101ZM110 33L112 34H110L111 36H113L112 37V39L114 40V41H116V38L118 37H116L115 35H116V33H115V35H113V33H112V31H111V29H110ZM125 33V32H124ZM123 33V34H124ZM205 33H207V31L205 32ZM209 33H211V32H208V34ZM232 33V32H231ZM99 34V33H98ZM109 34V33H108ZM107 34V35H108ZM151 34V33H150ZM161 34V33H160ZM194 34V33H193ZM214 34V33H213ZM222 34V35H223ZM226 34V33H225ZM238 34V33H237ZM241 34H243V33H241ZM240 34V35H241ZM32 35H34L33 33H32ZM145 35H146V33H145ZM184 35V34H183ZM191 35V34H190ZM206 35V34H205ZM216 35V34H215ZM239 35V36H240ZM244 35V34H243ZM90 36V37H89ZM106 36V35H105ZM110 36V37H111ZM128 36V35H127ZM144 36V35H143ZM163 36V35H162ZM165 36V35H164ZM185 36V35H184ZM225 36V35H224ZM223 36V40L226 38V37H224ZM236 36V35H235ZM235 36H232L233 38H235ZM246 36V35H245ZM110 37H108L109 39H110ZM129 37V36H128ZM145 37V36H144ZM159 37V36H158ZM160 37H161V35H160ZM159 37V38H160ZM185 37H188L189 38V36H185ZM215 37V36H214ZM219 37V36H218ZM62 38V39H61ZM76 38H78V40L76 39ZM119 38V37H118ZM183 38V37H182ZM216 38V37H215ZM243 38H244V36H243ZM246 38V37H245ZM257 38V37H256ZM259 38H261L260 36H259ZM33 39V40H34ZM91 39V38H90ZM152 39V40H153ZM162 39V38H161ZM163 39H164V37H163ZM184 39V38H183ZM202 39H203V33H202V30H200V29H198V32L195 34V35H193V40H194V45L195 46H197L196 48H200L201 47V42H203L202 41ZM221 39V38H220ZM258 39V38H257ZM144 40V39H143ZM147 40V39H146ZM149 40H150V38H148V43H149ZM184 40H186V39H184ZM184 40H182V42L184 41ZM222 40V41H223ZM231 40H233V39H231ZM235 40H237V41H240V40H238V39H235ZM234 40V41H235ZM9 41H12L13 42V47L9 44V46H11L13 49H12V51H13V53L12 52H10V50L8 49V42ZM147 41H145V42H147ZM158 41V40H157ZM241 41H245V40H241ZM245 41V42H246ZM7 43V47H6V49H5V46L3 45V43ZM11 42V43H12ZM77 42H79V46H77ZM104 42V41H103ZM144 42V43H145ZM155 42V41H154ZM179 42V41H178ZM177 42V43H178ZM182 42H181V44H182ZM229 42H233V41H229ZM5 43V44H6ZM106 43V42H105ZM114 43V42H113ZM142 43V42H141ZM152 43V42H151ZM161 43H162V41H161ZM213 43H215V42H213ZM213 43H211V44H213ZM218 43L219 42H217V45H218ZM221 43V42H220ZM224 43V42H223ZM236 43V42H235ZM4 46V48H3V46ZM121 44V43H120ZM124 44V43H123ZM154 44V43H153ZM167 44V43H166ZM262 44V43H261ZM112 45V44H111ZM145 45H146V43H145ZM168 45V46H169ZM178 45H179V43H178ZM193 45V46H194ZM220 45V44H219ZM242 45V44H241ZM82 46H84V45H82ZM107 46V45H106ZM114 46V45H113ZM120 46V45H119ZM121 46H124V45H122L121 44ZM155 46V45H154ZM203 46V45H202ZM207 46V45H206ZM209 46V45H208ZM207 46V47H208ZM229 46V45H228ZM227 46V47H228ZM23 47H26V48H24V50H23ZM79 47V48H78ZM129 47V46H128ZM158 47H160V46H158ZM167 47V46H166ZM210 47V46H209ZM208 47V48H209ZM264 47V46H263ZM116 48V47H115ZM168 48V47H167ZM170 48H168V49H170ZM191 48L192 47H190V50H191ZM206 48V47H205ZM207 48V49H208ZM215 48V47H214ZM223 48V47H222ZM222 48H218V49H222ZM126 49V48H125ZM129 49V48H128ZM152 49V48H151ZM162 49H164V50H162V51H164V52H166V50H165V48H162ZM173 49V48H172ZM198 49L196 50L197 52H198ZM202 49V48H201ZM217 49V50H218ZM233 49V48H232ZM123 50V49H122ZM174 50V49H173ZM188 50V49H187ZM189 50V51H190ZM195 50V49H194ZM24 51V52H23ZM119 51V50H118ZM188 51V53H187V56H188V54L189 53H192V52H189ZM195 51V52H196ZM201 51V50H200ZM203 51V50H202ZM212 51V50H211ZM216 51V50H215ZM230 51V50H229ZM232 51V50H231ZM8 52H10V53H12L11 55H9V54H7ZM129 52V51H128ZM128 52H125V53H128ZM152 52V51H151ZM158 52V51H157ZM169 52V51H168ZM167 52V53H168ZM195 52H193L192 54H194ZM197 52L195 53V54H197ZM207 52H208V50H207ZM210 52V51H209ZM208 52V53H209ZM218 52V51H217ZM241 52V51H240ZM112 53V52H111ZM119 53V52H118ZM159 53V52H158ZM166 53V56L168 57V54ZM171 53V52H170ZM169 53V54H170ZM214 53V52H213ZM113 54V53H112ZM116 54V53H115ZM114 54V55H115ZM134 54H137V53H134ZM219 54V53H218ZM241 54V55H242ZM259 54V55H258ZM120 55V54H119ZM121 55H122V53H121ZM138 55V54H137ZM156 55H159V54H156ZM162 55H163V52H162ZM172 55V54H171ZM170 55V56H171ZM197 55H200V54H197ZM203 55H205V54H203ZM210 55V54H209ZM214 55V54H213ZM28 56V55H27ZM116 56V55H115ZM142 56V55H141ZM153 56H154V54H153ZM194 57H195V59L196 58H198V57H196V55H193ZM201 56H202V54H201ZM259 56H260V60H257V58H259ZM134 57V56H133ZM143 57V56H142ZM156 57V56H155ZM159 57H160V55H159ZM200 57V56H199ZM203 57V56H202ZM23 58V57H22ZM21 58V59H22ZM28 58V57H27ZM118 58V57H117ZM127 58V57H126ZM135 58H136V56H135ZM141 58V57H140ZM190 58V57H189ZM213 58H215L214 56H213ZM212 58V59H213ZM231 58V57H230ZM21 59H20V61H21ZM25 59H26V57H25ZM134 59V58H133ZM158 59V58H157ZM170 59V58H169ZM201 59V58H200ZM219 59H220V57H219ZM222 59V58H221ZM24 60V59H23ZM27 60V59H26ZM26 60H24L25 62H26ZM37 60V61H38ZM136 60H137V58H136ZM138 60H139V58H138ZM151 60L154 62V59H152L151 58ZM150 60V62H152ZM158 60H160V59H158ZM157 60V61H158ZM210 60V59H209ZM218 60V59H217ZM19 61V62H20ZM37 62L36 60H33V62ZM169 61V60H168ZM172 61V60H171ZM257 61V62H256ZM27 62H28V60H27ZM26 62V63H27ZM126 62H127V60H126ZM141 62V61H140ZM145 62V61H144ZM164 62H165V59H164ZM24 63V62H23ZM121 63V62H120ZM146 63V62H145ZM157 63V62H156ZM184 63H186V61H184ZM183 63V64H184ZM188 63V62H187ZM203 63V62H202ZM239 63V62H238ZM241 63V62H240ZM35 64V63H34ZM37 64V63H36ZM35 64V65H36ZM152 64V63H151ZM155 64V63H154ZM165 64H167V63H165ZM164 64V65H165ZM208 64V63H207ZM233 65H231L232 66V69H234L235 68V66H236V62H233L232 63ZM242 64V63H241ZM241 64H239V65H241ZM43 65V66H42ZM117 65V64H116ZM142 65V64H141ZM144 65V64H143ZM147 65H149V63L147 64ZM146 65V66H147ZM158 65V64H157ZM153 66L154 68H156V67H158V66ZM224 65V64H223ZM140 66V65H139ZM209 66V65H208ZM213 66V65H212ZM211 66V67H212ZM215 66V65H214ZM216 66H217V64H216ZM36 67H37V65H36ZM210 67V68H211ZM220 67V66H219ZM230 67V66H229ZM4 68L5 69H7V71L8 72H6L5 70H4ZM25 68V67H24ZM116 68V67H115ZM150 68V67H149ZM159 68H161V67H159ZM164 68V67H163ZM162 68V69H163ZM209 68V67H208ZM223 68V67H222ZM245 68V69H246ZM140 69H141V66H140ZM162 69H157V71L158 72H155V75H153V76H155V78H152V79H154L153 80V82L151 83V84H154V86H156L157 88H159V87H161V89H162V91H161V93H162V95H161V97L162 96H164V97H166V99L170 96V94H174L173 92L172 93H170V90H171V86H170V84H169V81L168 80H164V79H160L159 77L161 76V77H163V73L161 72L162 71ZM166 69V68H165ZM213 69V68H212ZM220 69V68H219ZM22 70H23V68H22ZM31 70V69H30ZM118 70V69H117ZM155 70V69H154ZM230 70V69H229ZM145 71V70H144ZM156 71V70H155ZM27 72V71H26ZM205 72V71H204ZM233 72V71H232ZM245 71H244V73H246ZM25 73V72H24ZM31 73V72H30ZM38 73V72H37ZM122 73V72H121ZM124 73V72H123ZM185 73V72H184ZM214 73V72H213ZM216 73V72H215ZM219 73V72H218ZM226 73H228L227 71H226ZM234 73V72H233ZM232 73V74H233ZM33 74H35V73H33ZM182 74H183V72H182ZM223 74V73H222ZM31 75H32V73H31ZM97 75H100L103 79H102V81L100 82L99 80L101 79L100 77V79L99 78H97L98 76ZM102 75H104V76H102ZM114 75V74H113ZM227 75V74H226ZM114 76H116V75H114ZM169 76V75H168ZM211 76V75H210ZM229 76H231V75H229V73H228V75L225 77V75H224V77L225 78H227V77H229ZM246 76V75H245ZM16 79H18L17 78V73H16V75L14 76ZM26 77H28V79L26 78ZM110 77H113L112 75L110 76ZM179 77H180V75H179ZM211 77H213V76H211ZM211 77H210V80H211ZM242 77V76H241ZM4 78V79H5ZM115 77H113V79H114ZM116 78H118L117 76H116ZM243 79H245L244 78V76L242 77ZM112 79V78H111ZM112 79V80H113ZM124 79L126 80V78H125V75L124 74H122L121 75V77H119V79H116V82H117V85L119 86H122V83H124L125 81H124ZM193 79V78H192ZM224 79V78H223ZM14 80V79H13ZM23 80V81H24ZM48 80V81H49ZM108 80H109V78H108ZM118 80V81H117ZM151 79H149V81H150ZM188 80V79H187ZM236 80H238V79H236ZM235 80V81H236ZM7 81V80H6ZM16 81V80H15ZM15 81H14V83H15ZM21 80L19 79V81L18 82H20ZM23 81L22 82H20V83H23ZM55 81V80H54ZM124 81V82H123ZM212 81V80H211ZM228 81H231V80H228ZM235 81L233 82V83H235ZM259 81H261V79L259 80ZM2 82V81H1ZM8 82H9V80H8ZM11 82H13L12 80H11ZM17 82V81H16ZM100 82V83H99ZM105 82H107V81H105ZM116 82H115V84H113L114 86H116ZM119 82H121V83H119ZM196 82V81H195ZM204 82V81H203ZM240 82V81H239ZM13 83V84H14ZM58 83V82H57ZM56 83V85H58ZM109 82H107V84H108ZM147 83H148V80H147ZM192 83V82H191ZM190 83V84H191ZM197 83V82H196ZM231 83H232V81H231ZM242 83H243V80H242ZM259 83V82H258ZM3 84H5V83H3ZM9 84H11V83H8V84H6V85H9ZM193 84H194V82H193ZM255 84H257L256 82H255ZM254 84V85H255ZM260 84V83H259ZM16 85V84H15ZM55 85V86H56ZM103 85V84H102ZM113 85H111V86H113ZM189 85V84H188ZM222 85V84H221ZM244 85V84H243ZM258 85V84H257ZM14 86V85H13ZM12 86V87H13ZM17 86V85H16ZM110 86V87H111ZM152 86V85H151ZM237 86V85H236ZM259 86V85H258ZM262 86H264V85H262ZM4 87V86H3ZM10 87V86H9ZM57 87V86H56ZM117 87V86H116ZM148 87H149V85H148ZM155 87V89H157ZM244 87V86H243ZM252 87H253V84H252ZM16 88V87H15ZM14 88V89H15ZM17 88H21V87H19V85H18V87ZM16 88V89H17ZM118 88V87H117ZM186 88H187V86H186ZM262 87H260L259 89H261ZM9 89V88H8ZM11 89V88H10ZM116 89V88H115ZM145 89H146V86H145ZM151 89V88H150ZM150 89H149V92L148 91H146V93L145 94H148V93H150ZM177 89V88H176ZM191 89V88H190ZM204 89V91L206 90L205 88H203ZM217 89V88H216ZM219 89V88H218ZM231 89V88H230ZM232 89H233V87H232ZM250 88H248V90H249ZM62 90V89H61ZM173 90H174V88H173ZM242 90V89H241ZM241 90H238V91H241ZM262 90V89H261ZM261 90H257L258 92H260ZM60 91V90H59ZM116 91V90H115ZM172 91V90H171ZM226 91V90H225ZM224 91V92H225ZM228 91V90H227ZM236 91V90H235ZM72 92V93H73ZM152 92H154V90L152 91ZM247 92V91H246ZM256 93V91H253V93ZM14 93V92H13ZM205 93V92H204ZM203 93V94H204ZM215 93V92H214ZM213 93V94H214ZM226 93V92H225ZM235 93H237V92H235ZM252 93V94H253ZM254 93V94H255ZM202 94V93H201ZM201 94H199V97H200V95ZM206 94V93H205ZM230 94H232V93H230ZM251 94V93H250ZM257 94V93H256ZM4 95V94H3ZM67 95V94H66ZM70 95V94H69ZM102 95H104V96H102ZM117 95H118V93H117ZM206 95H208V94H206ZM205 95V96H206ZM236 96H237V94H235ZM241 94H239V96H240ZM248 95H249V93H248ZM261 95H263V94H261ZM188 96V95H187ZM198 96V95H197ZM201 96H203V95H201ZM175 97V95L172 97V98H174ZM242 97V96H241ZM244 97V96H243ZM10 98V97H9ZM57 98V97H56ZM149 98V97H148ZM160 98V97H159ZM171 98V97H170ZM188 98V97H187ZM190 98V97H189ZM206 98V97H205ZM227 98V97H226ZM230 98V97H229ZM68 99V98H67ZM78 99V98H77ZM157 99V98H156ZM175 99H176V97H175ZM208 99H209V97H208ZM252 99V98H251ZM256 100H257V97L255 98ZM261 99V98H260ZM263 99H264V95H263ZM262 99V100H263ZM144 100V99H143ZM149 100V99H148ZM174 100V99H173ZM177 100H180V98H178ZM182 100H184V98H182ZM181 100V101H182ZM185 100H186V98H185ZM202 100V99H201ZM218 100V99H217ZM250 100V99H249ZM15 101V100H14ZM161 101H162V98H161ZM163 101H165V99L163 98ZM187 101V100H186ZM191 101V100H190ZM205 101V100H204ZM216 101V100H215ZM220 101V100H219ZM224 101H227V100H225L224 99ZM230 101V100H229ZM251 101V100H250ZM253 101L254 102H256L255 100H254V97H253ZM252 101V102H253ZM264 101V100H263ZM263 101H261V103L263 102ZM64 102H68V101H65L64 100ZM172 102V101H171ZM174 102V101H173ZM193 102V101H192ZM203 102V101H202ZM228 102V101H227ZM253 102V103H254ZM259 102H260V100H259ZM61 103H63V101L61 102ZM66 103H64V104H66ZM160 103V102H159ZM177 103V102H176ZM184 103V102H183ZM218 103V102H217ZM225 103V102H224ZM252 103V104H253ZM261 103H259V105H261ZM264 103V102H263ZM190 104H191V102H190ZM204 104V103H203ZM239 104H241V103H239ZM251 104V105H252ZM180 105H181V102H180ZM250 104H249V108H250V106H251ZM256 105V104H255ZM259 105H256L257 107L259 106ZM263 105V104H262ZM148 106V105H147ZM146 106V107H147ZM171 106H172V104H171ZM174 106V105H173ZM179 105H177L176 107H178ZM200 106V105H199ZM203 106V105H202ZM208 106V105H207ZM245 106V105H244ZM254 106V105H253ZM255 106V107H256ZM65 107V106H64ZM175 107V108H176ZM189 107V106H188ZM209 107V106H208ZM256 107V108H257ZM52 108V107H51ZM185 108V107H184ZM183 108V109H184ZM195 108V107H194ZM200 108H201V106H200ZM200 108H198V109H200ZM222 108V107H221ZM239 108V110H241L240 109V106L238 107ZM241 108H242V106H241ZM248 108V110H250ZM177 109V108H176ZM190 109H192V108H190ZM196 109V108H195ZM194 109V110H195ZM205 110H206V108H204ZM210 109H211V107H210ZM210 109L208 108V110H207V112L209 111V114H210ZM223 109V108H222ZM228 109H230L229 107H228ZM243 110H241V111H243L242 113L245 115V116H247L248 115V113L250 112H248V110H247V115L245 114L246 112V109H244V107L242 108ZM262 109V108H261ZM101 110H102V112H101ZM128 110H130V109H128ZM174 110V109H173ZM186 110V109H185ZM188 110V109H187ZM186 110V111H187ZM203 110V109H202ZM204 110V111H205ZM226 110V109H225ZM233 110H235V109H233ZM256 110H258V109H255V111ZM51 111H53V112H51ZM185 111V112H186ZM199 110H197V112H198ZM201 111V110H200ZM218 111H220V110H218ZM252 111H253V109H252ZM255 111H253L254 113H256ZM259 111V110H258ZM41 112L44 114L43 116H44V118H45V116H48L49 115V113H51L50 115H49V121H50V123L48 122V120H47V122H48V124L47 123H44L42 120H43V117L41 116ZM68 112H70V111H68ZM189 112H193L192 110L190 111V110H188L187 111V113H189ZM195 112H196V110H195ZM194 112V113H195ZM239 112V111H238ZM75 113H73V114H75ZM94 113L96 114V115H94ZM187 113H184V111H183V116H182V118H181V123L180 124H182L181 125V128H183L185 131H189L188 129H191V127L192 126H190L191 125V123H190V121H187V119L186 118H184V117H186L187 116ZM206 113V112H205ZM204 113V114H205ZM230 113V112H229ZM1 114H2V112H1ZM46 114H48V115H46ZM198 114H200L199 112H198ZM208 114V115H209ZM211 114H212V112H211ZM236 115L237 114H239V113H235ZM253 113H251V115H252ZM91 115V116H92ZM192 115V114H191ZM197 115V114H196ZM196 115L194 114V118H196ZM241 115V114H240ZM239 115V116H240ZM250 115V114H249ZM249 115L247 116V117H249ZM250 115V116H251ZM106 116V115H105ZM188 116H189V114H188ZM197 116H202L201 114L200 115H197ZM205 116V115H204ZM210 116L211 115H209V116H207V118L208 119H210ZM228 116V115H227ZM243 116V115H242ZM206 117V116H205ZM244 117V116H243ZM246 117V118H247ZM261 118H259V119H263V117H264V113H263V117L262 116H260ZM9 118V117H8ZM30 118V119H31ZM70 118V119H69ZM89 118V119H90ZM101 118H103V119H101ZM188 118V117H187ZM204 118V117H203ZM202 117H201V120L203 119ZM236 118V117H235ZM241 118L242 117H240V119H238V121H241ZM42 119V120H41ZM90 119V120H91ZM197 119L199 120L200 118H198L197 117ZM222 119V118H221ZM257 119H258V117H257ZM191 120V119H190ZM201 120H199V121H201ZM203 120H207V119H203ZM219 120V119H218ZM246 119L244 118V121H245ZM256 120V119H255ZM44 123H42V122ZM45 121V120H44ZM108 123H107V122ZM176 121H177V119L176 120H173V119H170V117L168 118V120H166L165 121V126L163 127V135L160 137V142L161 143H167V147L168 148H171V152H169L170 151V149H169V151H167L168 149L166 148V149H164V148H162V152H161V154H162V156H163V160H164V163L166 164L165 165V167H167V165H169L170 167H168V169L170 168L171 170H172V174L173 175H175V171L179 168H181V167H183V170L184 171H186V173H187V171L189 172V165H188V162H192V160H191V158H190V160H188V159H186V158H183V157H180V156H184V155H188V157H190L192 154H195V156L196 157H194V162H198L199 163V160H202V157H203V155H204V149H201L202 147L204 148V147H209V146H212V145H206V146H201V148H199V147H196L195 148V146L194 147H191L192 149L194 148V150H190L189 148L188 149H183V151H181L182 153H181V155L180 156H178V157H180L181 158V161L179 162V161H175L177 158H175V160H173V161H170V158L168 159V157H169V155H174V152L177 150V149H174L173 148V151L174 152H172V146H173V143L172 142H175V141H173L174 139H176V138H178V136H180V133L177 131V130H182V129H177L176 130V128H175V126L177 125V123H176ZM178 121H179V119H178ZM211 121V120H210ZM243 121V122H244ZM180 122V121H179ZM208 122H209V120H208ZM234 122V121H233ZM85 123H86V121H85ZM132 123V122H131ZM160 123H161V121H160ZM201 123V122H200ZM204 123H206V122H204ZM203 123V124H204ZM214 123V122H213ZM216 123V122H215ZM224 123V122H223ZM242 123V122H241ZM38 124V125H39ZM87 124H89V123H87ZM109 124V125H108ZM198 124H199V122H198ZM210 124H211V122H210ZM238 124H240V123H238ZM243 124V123H242ZM256 124H257V122H256ZM39 125V126H40ZM46 125V126H45ZM159 125V124H158ZM201 125V124H200ZM253 125H255V124H253L252 123V126ZM260 125V124H259ZM16 126H18V125H16ZM180 126V125H179ZM178 126V127H179ZM210 126V125H209ZM217 126H218V124H217ZM250 126V125H249ZM81 127V126H80ZM79 127V128H80ZM208 127V126H207ZM213 127H215V126H213ZM227 127V126H226ZM229 127V126H228ZM13 128V127H12ZM86 128V124H85V126H83V129H85ZM180 128V127H179ZM235 128V127H234ZM75 129H73V131L75 130ZM88 129V128H87ZM130 129V128H129ZM208 129V128H207ZM213 129V128H212ZM216 129V128H215ZM215 129H214V131H215ZM7 130V129H6ZM78 130V129H77ZM82 130V129H81ZM131 130V129H130ZM234 130V129H233ZM86 133H87V130H84ZM83 131V132H84ZM141 131V130H140ZM82 132V133H83ZM182 132V131H181ZM207 132V131H206ZM206 132H204V133H206ZM220 132V131H219ZM85 133V134H86ZM191 133V132H190ZM196 133V132H195ZM195 133H194V135H195ZM198 133V132H197ZM201 133V132H200ZM208 133V132H207ZM224 134H225V132H223ZM251 133V132H250ZM264 133V132H263ZM26 134V133H25ZM128 134H130V133H128ZM181 134H183V132L181 133ZM184 134H186V132L184 133ZM244 134V133H243ZM66 135V134H65ZM118 135H120V134H118ZM131 135V134H130ZM187 135V134H186ZM204 135V134H203ZM209 135H214V133H211L210 132V134ZM250 135V134H249ZM261 135V134H260ZM26 136V135H25ZM92 136V135H91ZM126 136V135H125ZM129 136V135H128ZM127 136V137H128ZM144 136H145V133H144V131L143 132H141L140 134H139V136L137 137V139H135V140H132L131 138L128 140V142H127V140H126V145H128L129 146V148L130 149H127L128 148V146H127V148H126V146L124 147L125 149H123L124 150V152H123V154H124V159H123V162H124V160H126V162L125 163H129L130 164V158L132 157V155L133 154H135V151H137L138 149H139V147L141 146V144H142V141H143V138H144ZM207 136H208V134H207ZM234 136V135H233ZM251 136V135H250ZM41 137V136H40ZM63 137V136H62ZM65 137V136H64ZM77 137V136H76ZM88 137V136H87ZM110 137V138H111ZM180 137H182V136H180ZM192 137V136H191ZM190 137V138H191ZM197 137V136H196ZM211 137V136H210ZM213 137H216V136H213ZM258 137V136H257ZM80 138V137H79ZM108 138H109V136H108ZM107 138V139H108ZM109 138V139H110ZM185 138V137H184ZM216 138H218V137H216ZM251 138V140H252V136L250 137ZM249 138V139H250ZM35 139V138H34ZM93 139V138H92ZM98 139V138H97ZM95 140V139H93V140H95V141H90V139H88V138H85V139H83V137H81V139H77V144L76 143H74V145H77V146H79V145H81V143H82V141L84 142L83 143V146L81 147V149L83 150V152H84V154L86 155V158H87V156L88 157H90V154H91V151H92V149H94V147H102V151L104 152V151H106V149H109V151H112V148L111 147H113L114 146V141H113V139L111 138V140L109 141V142H100L99 140ZM105 139V138H104ZM126 139V138H125ZM186 139H189V138H186ZM203 139V138H202ZM205 139V138H204ZM213 140L215 139V138H212ZM247 139H248V137H247ZM249 139H248V141H249ZM258 139H260V138H258ZM258 139H255L254 141H256V140H258ZM26 140V139H25ZM62 140V141H61ZM155 140V139H154ZM158 140V139H157ZM240 139H238V141H239ZM39 141V140H38ZM38 141H36V142H38ZM179 141V140H178ZM220 141V140H219ZM263 141H264V138H263ZM117 142V141H116ZM209 142V141H208ZM235 142V141H234ZM29 143V142H28ZM176 143V142H175ZM186 143V142H185ZM192 143H193V141H192ZM254 143V142H253ZM264 143V142H263ZM39 144V143H38ZM70 144H72V143H70ZM110 144V145H109ZM157 144V143H156ZM213 144V143H212ZM218 144V143H217ZM224 144V143H223ZM231 144H233V143H231ZM199 145V144H198ZM197 145V146H198ZM214 145V144H213ZM132 146V147H131ZM164 146V145H163ZM165 146H166V144H165ZM215 146V145H214ZM214 146H212V147H214ZM217 146V145H216ZM233 145H231V147H232ZM32 147V146H31ZM30 147V148H31ZM156 147H157V145H156ZM177 147V146H176ZM186 147V146H185ZM206 147V148H207ZM218 147V146H217ZM255 148H256V146H254ZM40 148V147H39ZM104 148V149H103ZM115 148V147H114ZM209 148H211V147H209ZM216 148V147H215ZM214 148V149H215ZM246 148V147H245ZM101 149V148H100ZM217 149H219V148H217ZM253 149V148H252ZM257 149H259V147L257 148ZM211 150H213L212 148L210 149V151ZM101 151V150H100ZM205 151H206V149H205ZM217 150H215V152H216ZM255 151V150H254ZM180 152V151H179ZM213 151H211L210 153H212ZM42 153V152H41ZM122 153V152H121ZM168 153H170L169 155H168ZM238 153V152H237ZM251 153V152H250ZM254 153V152H253ZM258 153V152H257ZM176 154V153H175ZM215 155H216V153H214ZM213 154V156L215 157V155ZM233 154H235V153H233ZM241 154H242V152H241ZM262 154V153H261ZM260 154V155H261ZM101 155V154H100ZM179 155V154H178ZM244 155H245V153H244ZM247 155V154H246ZM257 155V154H256ZM259 155V156H260ZM92 156V155H91ZM98 156V155H97ZM103 156V155H102ZM108 156V155H107ZM160 156V155H159ZM194 156V155H193ZM207 156V155H206ZM223 156V155H222ZM94 157V156H93ZM100 158H106V157H101V156H99ZM109 157V156H108ZM108 157H107V159H108ZM111 157V156H110ZM205 157V156H204ZM262 157V156H261ZM206 158V157H205ZM205 158H203V160H205ZM217 158H218V156H217ZM254 158V157H253ZM171 159H173V158H171ZM209 159V158H208ZM220 159V158H219ZM218 159V160H219ZM235 159V158H234ZM251 159V158H250ZM249 159V160H250ZM256 159H257V157H256ZM79 160V159H78ZM81 160V159H80ZM138 160V159H137ZM161 161H162V159H160ZM182 160H184V161H182ZM201 161V162H204V161ZM211 160V159H210ZM215 160V159H214ZM88 161V160H87ZM94 162H95V160H93ZM92 161V162H93ZM140 161V160H139ZM142 161V160H141ZM61 162V161H60ZM81 162V161H80ZM93 162V163H94ZM105 162H107V161H105ZM104 162V163H105ZM185 162H187L186 164H185ZM238 162H239V160H238ZM243 162H244V160H243ZM242 162V163H243ZM258 162V161H257ZM256 162V163H257ZM113 163V162H112ZM122 163V162H121ZM133 163V162H132ZM162 163V162H161ZM211 163V162H210ZM209 163V164H210ZM255 163V165H258V164H256ZM264 163V162H263ZM96 164V163H95ZM100 165H101V163H99ZM106 164V163H105ZM124 164V163H123ZM126 164V165H127ZM135 164H136V161H135ZM181 164V165H180ZM200 164V163H199ZM208 164V163H207ZM215 164V163H214ZM237 164V163H236ZM91 165H92V163H91ZM109 165V164H108ZM111 165H113V164H111ZM125 165V164H124ZM132 165V164H131ZM212 165V164H211ZM210 165V166H211ZM245 165V164H244ZM251 165V164H250ZM254 165V164H253ZM261 165L262 166H264V164H262V162H261ZM94 166V165H93ZM102 166V165H101ZM107 166V165H106ZM106 166H104V167H106ZM120 166H122V164H120ZM177 166H178V168H177ZM192 166V165H191ZM196 166H198V164H196ZM201 166V165H200ZM248 166V165H247ZM252 166V165H251ZM77 167H79V166H77ZM75 165H74V167L72 166V168H70V169H68L66 172L64 171V173H66V174H63V175H65L64 176V179H67L68 181H71L70 182V184L72 183L73 184V182L76 184L75 185V187H71L72 189L74 188H76L77 187V184L78 183H80V186L82 187V185L84 184H86L87 183V178H88V176H87V172H86V170L85 169H83L82 170V168H81V170H79L78 168H77ZM92 167V166H91ZM90 167V168H91ZM99 167V166H98ZM103 167V166H102ZM119 167V166H118ZM118 167H117V169H118ZM131 167H134V166H131ZM202 167H203V165H202ZM235 167V166H234ZM242 167V166H241ZM96 168H97V166H96ZM100 168V167H99ZM123 168V167H122ZM211 168V167H210ZM220 168V167H219ZM240 168V167H239ZM260 168L261 167H259V169H258V171L260 170ZM102 169V168H101ZM116 169V168H115ZM125 169H126V172H127V174L129 175V174H132L133 173V171L135 170H132L131 168H130V166L128 165V166H126L125 167ZM169 169V170H170ZM192 169V168H191ZM203 169V168H202ZM91 170V169H90ZM93 170H95L94 169V167H93ZM97 170V169H96ZM98 170H100V169H98ZM119 170H120V168H119ZM146 170V169H145ZM220 170V169H219ZM229 170V169H228ZM243 170V169H242ZM117 170H115V172H116ZM122 171V170H121ZM160 171V170H159ZM199 171H200V168H199ZM203 171H204V169H203ZM208 171V170H207ZM210 171V170H209ZM214 171H215V169H214ZM224 171V170H223ZM12 172V171H11ZM94 172V171H93ZM96 172V171H95ZM99 172V174H100V172H101V174L99 175V174H97V172L94 174L95 175V178L91 181V183L90 182H88V184H89V186L90 187H87V190H85V191H87L88 193H89V196L92 194V192L95 190V189H93L94 187H95V184H100V182L101 183H103L102 182V179H101V177L103 178L104 176H102L103 175V169H102V171H98ZM113 172V171H112ZM111 172V170H110V172H109V174H112V175H115V174H113ZM232 172V171H231ZM230 172V173H231ZM260 172V171H259ZM117 173V172H116ZM119 173V172H118ZM141 173H142V171H141ZM176 173H177V171H176ZM180 173V172H179ZM204 172H202L201 174H203ZM225 173H226V171H225ZM105 174V173H104ZM121 174V173H120ZM126 174V175H127ZM136 174H137V172H136ZM181 174V173H180ZM188 174H191V173H187V175ZM211 174V173H210ZM215 174H218V171H217V173H215ZM245 174V173H244ZM249 174V173H248ZM257 174V173H256ZM255 174V175H256ZM93 175V174H92ZM108 175V174H107ZM184 175H185V173H184ZM259 175V174H258ZM101 176V177H100ZM123 176V175H122ZM138 176V175H137ZM213 176H214V174H213ZM216 176V175H215ZM225 176V175H224ZM224 176H222V177H224ZM109 177V176H108ZM123 177H125V176H123ZM129 177V176H128ZM139 181H137L139 184H140V187H141V184L142 183H146V178L145 177H143L140 173H139ZM148 177H150V176H148ZM200 177H201V175H200ZM199 177V178H200ZM202 177H204V176H202ZM201 177V178H202ZM207 177V176H206ZM228 177H229V175H228ZM264 177V176H263ZM127 178V177H126ZM135 178V177H134ZM153 178V177H152ZM182 178H184V177H182ZM189 179V177H186V179ZM200 178V179H201ZM221 178V177H220ZM219 178V179H220ZM229 178H231V177H229ZM104 179V178H103ZM121 179H123L122 177H121ZM136 179V178H135ZM158 179V178H157ZM181 179V178H180ZM186 179H183L184 181L186 180ZM187 179V180H188ZM195 179H197V178H192V179H190V180H193L194 182H196L195 181ZM204 179V178H203ZM218 179V180H219ZM222 179H224V178H222ZM228 179V178H227ZM264 179V178H263ZM148 181H149V179H147ZM152 180V179H151ZM151 180L149 181V182H151ZM208 180V179H207ZM232 180V179H231ZM230 180V181H231ZM107 181H108V179H107ZM119 181V180H118ZM122 181V180H121ZM124 181H126V180H124ZM148 181H147V184H148ZM179 181V180H178ZM181 181H182V179H181ZM180 181V182H181ZM184 181H182V182H184ZM201 181V180H200ZM204 181V180H203ZM210 181V180H209ZM229 181V180H228ZM86 182V183H85ZM108 182H111L110 180L108 181ZM181 182V183H182ZM194 182H193V185H194ZM206 182V181H205ZM215 182V181H214ZM225 182L226 181H224V180H220V181H218L217 183H216V186H219V189H220V187L222 186V188H223V185H226L225 184ZM242 182V181H241ZM262 182V181H261ZM260 182V183H261ZM106 183V182H105ZM122 183H123V181H122ZM155 183V182H154ZM153 183V184H154ZM156 183H157V181H156ZM186 182H184V184H185ZM198 183H199V181H198ZM197 182H196V185L198 184ZM203 183V182H202ZM220 183V184H219ZM228 183H230V182H228ZM237 183H238V181H237ZM259 183V182H258ZM69 184V185H70ZM110 184V183H109ZM152 184V185H153ZM160 184V183H159ZM187 184V183H186ZM189 184V183H188ZM212 184V183H211ZM210 184V185H211ZM249 184V183H248ZM103 185V184H102ZM106 185V187H107V189L108 188H110L109 186H108V184L106 183L105 184ZM111 185V184H110ZM119 185V184H118ZM122 185H124V184H122ZM180 185V184H179ZM199 185V184H198ZM204 185V184H203ZM240 185V184H239ZM88 186V185H87ZM206 186H208V182L206 183ZM213 186V185H212ZM215 186V185H214ZM215 186V187H216ZM263 186V185H262ZM84 187H86V185L84 186ZM102 187V186H101ZM103 187H105V186H103ZM121 187V186H120ZM123 187V186H122ZM125 187V186H124ZM195 187V186H194ZM197 187V186H196ZM195 187V188H196ZM70 188V189H71ZM125 188H127V187H125ZM124 188V189H125ZM141 188H143L142 190H144V184H143V187H141ZM141 188H139V189H141ZM198 188V187H197ZM210 188V187H209ZM213 188V187H212ZM249 188V187H248ZM73 189V190H74ZM85 189V188H84ZM112 189V188H111ZM122 189L123 188H120V189H118V190H116L117 192L119 191V190H121L122 191ZM133 189V188H132ZM136 189V188H135ZM202 189V188H201ZM216 189V188H215ZM225 188H223V190H224ZM253 189H255V188H253ZM252 189V190H253ZM136 190H138V189H136ZM208 190V189H207ZM212 190V189H211ZM71 190H69V192H70ZM75 191V190H74ZM77 191H79L78 189H77ZM109 191V190H108ZM140 191V190H139ZM165 191V190H164ZM163 191V192H164ZM219 191V190H218ZM254 191H256V189L254 190ZM68 192V193H69ZM87 192H86V194H87ZM129 192V191H128ZM127 192V193H128ZM220 192H221V190H220ZM78 193V192H77ZM91 193V194H90ZM105 193V192H104ZM107 193H109V192H107V190H106V193H105V195H107ZM111 193V192H110ZM109 193V194H110ZM126 193V192H125ZM143 193V192H142ZM141 193V194H142ZM146 193V192H145ZM162 193V192H161ZM206 193H207V191H206ZM211 193H212V191H211ZM122 194V193H121ZM132 194V193H131ZM134 194V193H133ZM141 194L139 195V197H141ZM202 194V193H201ZM223 194V193H222ZM66 195H68V194H66ZM88 195V194H87ZM93 195V194H92ZM91 195V196H92ZM114 195V194H113ZM119 195V194H118ZM219 195V194H218ZM255 195V194H254ZM71 196V195H70ZM69 196V197H70ZM78 196H80V197H77L78 199L79 198H81V195H78ZM82 196H83V194H82ZM123 196V195H122ZM203 196V195H202ZM86 197H88V196H83V198L84 199H86ZM98 197V196H97ZM105 197V196H104ZM108 197V196H107ZM127 197V196H126ZM201 197V196H200ZM220 197H222V196H220ZM243 197V196H242ZM264 197V196H263ZM92 198V197H91ZM103 197H100V199H102ZM153 198H155L154 196H153ZM163 198V197H162ZM173 198V197H172ZM71 199L73 200L74 199V197L73 196H71ZM78 199H76V200H78ZM84 199H80V201L79 202H81V200H84ZM114 199H115V202H116V204H117V201H118V199H120V196H114ZM126 199V198H125ZM142 199V198H141ZM208 199V198H207ZM88 200H91V199H88ZM108 200V199H107ZM110 200H112V199H110ZM130 200H132V198L130 199ZM150 200H151V198H150ZM162 200V199H161ZM71 201V200H70ZM75 200H73V203H76V204H78V202L77 201H75ZM85 201H87V200H85ZM85 201H83V202H85ZM93 201V200H92ZM92 201L91 202H87L86 204L90 207V206H94V204L95 203H93L92 204ZM157 201H159V200H157ZM179 201V200H178ZM202 201V200H201ZM203 201H204V199H203ZM216 201V200H215ZM217 201H218V199H217ZM243 201V200H242ZM83 202H81V203H83ZM128 202V201H127ZM133 202V201H132ZM148 202H149V200H148ZM211 202H213V201H211ZM233 202H234V200H233ZM215 203V202H214ZM220 202L218 201V204H219ZM248 203V202H247ZM80 204V203H79ZM90 204V205H89ZM127 204V203H126ZM126 204H123V205H126ZM135 204V203H134ZM153 204V203H152ZM170 204V203H169ZM212 204V203H211ZM210 204V205H211ZM246 204V203H245ZM243 205V204H241V205H243V206H241V207H246V205ZM81 205V204H80ZM84 205V204H83ZM155 204H153V205H151V206H154ZM209 205V204H208ZM248 205V204H247ZM82 206V205H81ZM139 206V205H138ZM150 206V205H149ZM149 206H148V208H149ZM170 206V205H169ZM204 206V205H203ZM229 206V205H228ZM228 206H226V207H228ZM232 206V205H231ZM231 206H229V207H231ZM74 207V206H73ZM76 207H78V206H76ZM86 206L84 205V208H85ZM121 207V205L119 206V208ZM141 207V206H140ZM144 207V206H143ZM171 207V206H170ZM225 207V206H224ZM258 207H259V205H258ZM257 207V208H258ZM264 207V206H263ZM83 208V209H84ZM94 208H96V209H98V207H94ZM108 208V207H107ZM128 208H129V206H128ZM131 208V207H130ZM163 208V207H162ZM211 208H212V205H211ZM74 210H77L76 208H73ZM82 209V208H81ZM86 209V208H85ZM92 209V208H91ZM109 209H110V207H109ZM132 209H134V207L132 208ZM216 209V208H215ZM220 209V208H219ZM223 209V208H222ZM241 209V208H240ZM94 210V209H93ZM111 213H112V215L115 213V209L113 208V207H111ZM117 210V209H116ZM127 210V209H126ZM150 210H152V209H150ZM188 210V209H187ZM204 210V209H203ZM202 210V211H203ZM78 211V210H77ZM118 211V210H117ZM152 211H154V210H152ZM162 211V210H161ZM160 211V214L163 212H161ZM219 211V210H218ZM226 211V210H225ZM230 211V210H229ZM244 211H245V209H244ZM256 211V210H255ZM81 212V211H80ZM89 212H91L90 210H89ZM89 212H87V213H89ZM100 212V211H99ZM119 212V211H118ZM117 212V213H118ZM141 212H142V210H141ZM147 212V211H146ZM157 212V211H156ZM156 212L154 211V213L153 214H156ZM187 212V211H186ZM210 212V211H209ZM220 212V211H219ZM226 212H228V211H226ZM241 212H242V209H241ZM261 212H263V211H261ZM260 212V213H261ZM78 213H79V211H78ZM81 213H83V212H81ZM128 213H129V210H127V215H128ZM151 213V212H150ZM159 213V212H158ZM157 213V214H158ZM164 213L166 214V216H167V213H168V207L166 206L165 207V209H164V212L162 213L163 214V218H166L165 217V215H164ZM202 213V212H201ZM216 213V212H215ZM224 213V212H223ZM229 213V212H228ZM239 213V212H238ZM237 213V214H238ZM97 214V213H96ZM152 214V213H151ZM160 214L159 215H157V217L158 216H160ZM184 214V213H183ZM186 214V213H185ZM205 214V213H204ZM219 214V213H218ZM225 214V213H224ZM224 214H221V215H224ZM227 214V213H226ZM240 214V213H239ZM258 214H259V212H258ZM262 214V213H261ZM264 214V213H263ZM74 215H76V212H75V214ZM90 215V214H89ZM127 215H125V213H124V215L123 216H121L120 215V218H122L123 220H126V216ZM144 215H148V213L147 214H145V212H144ZM187 215H189V214H187ZM203 215V214H202ZM201 215V216H202ZM206 215H209V213L207 214L206 213ZM221 215H220V217H221ZM72 216V215H71ZM130 216V215H129ZM128 216V217H129ZM141 216V215H140ZM153 216V215H152ZM160 216V217H161ZM217 216V215H216ZM219 216V215H218ZM246 216V215H245ZM258 216V215H257ZM262 216V215H261ZM73 217V216H72ZM80 217V216H79ZM119 217V216H118ZM144 216H142V217H140V218H143ZM151 217V216H150ZM154 218L156 217L155 215L153 216ZM182 217H184V216H179L178 217V219L176 220V228H177V226L178 227H180V225L182 226V224H181V218ZM208 217H210V216H208ZM208 217H206L207 219H208ZM220 217H218L219 219L218 220H223V219H220ZM226 217V216H225ZM130 218H131V216H130ZM147 218V217H146ZM154 218H152V219H154ZM159 218V217H158ZM158 218H155V219H157L156 220V223H158L160 220H158ZM201 218V217H200ZM213 218V217H212ZM236 218H237V216H236ZM83 219V218H82ZM90 219V218H89ZM169 219V218H168ZM215 219V218H214ZM245 219V218H244ZM264 219V218H263ZM115 221H116V218L114 219ZM118 220H120V219H118ZM123 220H120V223H125V222H128V221H123ZM141 220V219H140ZM163 220V219H162ZM166 220V219H165ZM183 220H184V218H183ZM209 220V219H208ZM207 220V221H208ZM217 220V219H216ZM225 220V219H224ZM237 221H238V219H236ZM90 221H94V218H93V220L92 219H90ZM122 221V222H121ZM142 221H146V220H142ZM214 221V220H213ZM226 221V220H225ZM234 221V220H233ZM262 221V220H261ZM87 222V221H86ZM85 222V223H86ZM119 222V221H118ZM130 222H131V220H130ZM136 222V221H135ZM141 222V221H140ZM162 222V221H161ZM174 222V221H173ZM201 222V221H200ZM199 222V223H200ZM202 222H204V221H202ZM216 222H219V221H216ZM21 223V222H20ZM93 223H95V222H93ZM100 223V222H99ZM116 224H117V222H115ZM132 223V222H131ZM222 223H223V221H222ZM226 223V222H225ZM96 224V223H95ZM94 224V225H95ZM102 224V223H101ZM108 224V223H107ZM143 224V223H142ZM142 224H141V226H142ZM150 223H148L147 225H149ZM152 224V223H151ZM160 224V222L158 223V225ZM169 224H171V222L169 223ZM184 224V223H183ZM235 224L236 223H234V226H235ZM237 224H238V222H237ZM236 224V225H237ZM146 225V226H147ZM153 225V227L155 228V223L154 224H152ZM158 225H156V226H158ZM163 225V224H162ZM204 225V224H203ZM202 225V226H203ZM222 226H223V224H221ZM116 226V225H115ZM140 226V227H141ZM150 226V225H149ZM174 226V225H173ZM206 226V225H205ZM216 226H217V228H219L218 226H219V223L218 224H216ZM222 226H220V227H222ZM233 226V227H234ZM246 226V225H245ZM250 226V225H249ZM4 227V226H3ZM93 228H91V229H93V231L94 232H96V234H99V227H95V226H92ZM169 227H171V225L169 226ZM188 227V226H187ZM204 227V226H203ZM223 227H225V226H223ZM125 228V227H124ZM144 228V227H143ZM159 228V227H158ZM172 228V227H171ZM183 228V227H182ZM181 228V229H182ZM209 228H210V225H209ZM230 227H228L227 229H229ZM232 228V227H231ZM149 229V228H148ZM155 229H157V228H155ZM212 229V228H211ZM225 229H226V227H225ZM224 229V230H225ZM235 229V228H234ZM234 229H230V230H228V231H230V232H234ZM151 230H152V228H151ZM176 230V229H175ZM180 230V229H179ZM204 230V229H203ZM214 230H215V228H214ZM221 230V229H220ZM222 230H223V228H222ZM221 230V231H222ZM247 230V229H246ZM148 231V230H147ZM181 231V230H180ZM227 231V232H228ZM209 232H211V231H209ZM208 232V233H209ZM220 232V231H219ZM21 233V232H20ZM149 233H150V231H149ZM153 233V232H152ZM151 233V234H152ZM155 233H156V230H155ZM207 233V234H208ZM247 233V232H246ZM162 234V233H161ZM223 234V232H221V234L220 233H218V235H220V238H221V235ZM239 234V233H238ZM245 234V233H244ZM126 235V234H125ZM140 235V234H139ZM148 235V234H147ZM186 235H188L187 233H184L183 234V236L184 237H186ZM213 235H215V234H213ZM225 234H223L222 236H224ZM230 235H233V234H230ZM243 235V234H242ZM242 235H240L241 236V239H240V241L242 240ZM15 236H16V233H15ZM98 236V235H97ZM133 236H136V235H133ZM144 236V235H143ZM161 236V235H160ZM183 236H181V239H185ZM208 236V235H207ZM212 236V235H211ZM226 236V235H225ZM229 236V235H228ZM118 240H119V237L118 236H115ZM140 237H141V235H140ZM147 237H149V236H146V238ZM246 237V236H245ZM264 237V236H263ZM139 238V237H138ZM137 238V239H138ZM150 238H152V239H154V237H151L150 236ZM162 238V237H161ZM165 238V237H164ZM169 238V237H168ZM173 238V237H172ZM187 238V237H186ZM209 238V237H208ZM214 238V237H213ZM219 238V237H218ZM219 238V239H220ZM239 238V237H238ZM244 238V237H243ZM131 239V238H130ZM128 237H126L125 236V241L127 242V241H129L130 240ZM155 239H156V236H155ZM175 239V238H174ZM231 239V238H230ZM229 239V240H230ZM110 240V239H109ZM132 240H136V238H134L133 237V239ZM149 240V239H148ZM165 240H166V238H165ZM165 240H164V242H165ZM190 240V239H189ZM195 240V239H194ZM237 240V239H236ZM244 240V239H243ZM257 240V239H256ZM255 240V241H256ZM1 241H3V240H1ZM5 241V240H4ZM3 241V242H4ZM131 241V240H130ZM150 241V240H149ZM152 241V240H151ZM199 241V240H198ZM238 241V240H237ZM240 241L239 242H237L238 244L240 243ZM125 242V243H126ZM157 242V241H156ZM159 242H161V241H159ZM179 242V241H178ZM186 242V241H185ZM222 242H224V241H222ZM228 242V241H227ZM244 242V241H243ZM129 243V242H128ZM135 243V242H134ZM143 243H145L144 241H143ZM154 243V242H153ZM153 243H151V242H149V244H148V247H147V250H146V252L148 251V249L150 250L148 253H149V256L151 257V259H152V257L154 258V262L156 263V264H160V260H159V258H160V254H159V252H158V250H156L155 249V246H154V244ZM162 243V242H161ZM160 243V244H161ZM174 243V241L172 240V241H167L166 243H165V245H169V244H171L172 245V247H173V245H175V243ZM187 244L189 243L188 242V238H187V242H186ZM200 243V242H199ZM199 243L197 244L199 247H200V245H199ZM211 243V242H210ZM224 243H226V242H224ZM229 243V242H228ZM8 244V243H7ZM121 244V243H120ZM159 244V245H160ZM193 244V243H192ZM196 244V243H195ZM194 244V245H195ZM230 244V243H229ZM241 244V243H240ZM124 245V244H123ZM135 245V244H134ZM138 245V244H137ZM141 245H144V244H141ZM178 245V244H177ZM186 245V244H185ZM189 245V244H188ZM233 245V244H232ZM122 246V245H121ZM127 246H129V245H127ZM140 246V245H139ZM144 246H146V245H144ZM237 245L235 244V247H236ZM124 247V246H123ZM142 247V246H141ZM175 247V246H174ZM179 247V246H178ZM199 247H197L198 248V250H200L199 249ZM234 247V246H233ZM239 247V246H238ZM237 247V248H238ZM6 248V247H5ZM131 248H133V249H131L132 251H131V253L134 255V253H139L138 255V257H139V261H140V259H141V257H143L142 255H140L141 254V252H143L142 250H143V248H142V250H140L139 251V249H138V251L136 250V248L137 247H135V246H131ZM139 248V247H138ZM146 248V247H145ZM144 248V249H145ZM187 248V247H186ZM186 248H185V251H187L186 250ZM203 248V247H202ZM161 249V248H160ZM168 249H170V248H168ZM167 249V250H168ZM183 249V248H182ZM195 249V248H194ZM177 250V249H176ZM193 250V249H192ZM197 250V251H198ZM231 250H232V248H231ZM230 250V251H231ZM234 251H235V249H233ZM237 250V249H236ZM184 251V250H183ZM195 251V250H194ZM193 251V252H194ZM197 251H195V253L194 254H196V252ZM229 251V250H228ZM239 251V250H238ZM146 252H145V254H146ZM182 252V251H181ZM189 252V251H188ZM201 252V251H200ZM200 252H198V253H200ZM226 252V251H225ZM236 252V251H235ZM8 253H9V251H8ZM163 253V252H162ZM166 253V252H165ZM183 253V252H182ZM181 253V254H182ZM171 254V253H170ZM189 254V253H188ZM190 254H192V253H190ZM231 254V253H230ZM235 254V253H234ZM238 254H241V253H238ZM10 255H12V254H10ZM123 255V254H122ZM136 255V254H135ZM163 255V254H162ZM167 255V254H166ZM172 255V254H171ZM197 255V254H196ZM198 255H200V254H198ZM201 255H202V253H201ZM236 255H237V253H236ZM232 256V255H231ZM238 256V255H237ZM240 256V255H239ZM238 256V257H239ZM262 256V255H261ZM168 257V256H167ZM192 257V256H191ZM190 257V258H191ZM236 257V256H235ZM241 257V256H240ZM237 258V257H236ZM119 259V258H118ZM155 259H156V261H155ZM183 259H184V257H183ZM186 259H188V257H186ZM238 259H240V258H238ZM264 259V258H263ZM194 260H195V258H194ZM196 260H198V259H196ZM200 260V259H199ZM132 261V260H131ZM145 261V260H144ZM143 261V262H144ZM146 261H147V259H146ZM184 261H185V259H184ZM13 262V261H12ZM18 262V261H17ZM189 262V261H188ZM190 262H191V260H190ZM241 262V261H240ZM149 263H151V261L149 262ZM184 263V262H183ZM191 263H193V262H191ZM200 263V262H199ZM249 263V262H248ZM18 264V263H17ZM184 264H186V263H184ZM188 264V263H187ZM198 264V263H197Z\"/></svg>",
  "mask_w": 264,
  "mask_h": 264
}]
</instances>
